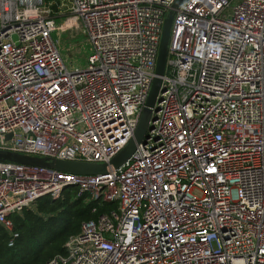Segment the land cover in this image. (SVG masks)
<instances>
[{
    "label": "built area",
    "instance_id": "built-area-1",
    "mask_svg": "<svg viewBox=\"0 0 264 264\" xmlns=\"http://www.w3.org/2000/svg\"><path fill=\"white\" fill-rule=\"evenodd\" d=\"M177 1L0 0V150L109 163L134 137ZM75 28L92 50L85 69L62 51L59 32ZM70 188L114 208L47 264H264V0L176 10L150 129L120 168L0 161L9 246L13 215Z\"/></svg>",
    "mask_w": 264,
    "mask_h": 264
},
{
    "label": "trees",
    "instance_id": "trees-1",
    "mask_svg": "<svg viewBox=\"0 0 264 264\" xmlns=\"http://www.w3.org/2000/svg\"><path fill=\"white\" fill-rule=\"evenodd\" d=\"M87 198L88 194L78 197V191L70 188L59 199L43 197L36 202V209L13 215L19 238L10 247L9 234L0 226V264H47L64 254L66 241L80 232L83 223L98 219L113 207H100L94 201L87 202Z\"/></svg>",
    "mask_w": 264,
    "mask_h": 264
},
{
    "label": "water",
    "instance_id": "water-1",
    "mask_svg": "<svg viewBox=\"0 0 264 264\" xmlns=\"http://www.w3.org/2000/svg\"><path fill=\"white\" fill-rule=\"evenodd\" d=\"M185 1L186 0H178L173 5V9L168 13L167 17L164 20L163 32L161 36L155 70L156 76L153 79L151 89L149 91L134 137L113 159H111L109 163H88L58 159L48 161L47 159L23 156L17 153L4 150H0V161L50 167L61 172L78 175L107 174L111 170H115L123 166L134 154L137 149V146L144 141V138L147 135L148 130L150 129V123L153 119L156 103L158 101L159 94L162 91L163 77L165 76L167 70V63L169 57V42L172 25L176 15V10H178ZM58 5L59 2L53 6V10L55 12L58 11ZM9 138L10 135L7 137V139Z\"/></svg>",
    "mask_w": 264,
    "mask_h": 264
},
{
    "label": "rangeland",
    "instance_id": "rangeland-1",
    "mask_svg": "<svg viewBox=\"0 0 264 264\" xmlns=\"http://www.w3.org/2000/svg\"><path fill=\"white\" fill-rule=\"evenodd\" d=\"M59 36L67 66L71 69L73 67L85 69L92 50L81 30L75 28L66 32H59ZM32 208L36 209V205L25 211L33 210Z\"/></svg>",
    "mask_w": 264,
    "mask_h": 264
}]
</instances>
